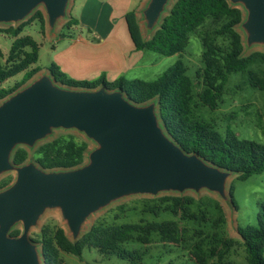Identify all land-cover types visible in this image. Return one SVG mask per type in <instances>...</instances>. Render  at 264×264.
Returning <instances> with one entry per match:
<instances>
[{
	"label": "water",
	"instance_id": "1",
	"mask_svg": "<svg viewBox=\"0 0 264 264\" xmlns=\"http://www.w3.org/2000/svg\"><path fill=\"white\" fill-rule=\"evenodd\" d=\"M172 1L147 0L141 11L147 30L159 28ZM69 3L0 0V25L22 23L44 6L51 34L67 18ZM229 3L245 12L240 25L247 46H264V0ZM58 129L75 130L95 143L82 166L47 171L31 160L21 165L12 161L18 147L33 150ZM11 171L16 178L0 190V264H46L30 232L48 210L61 212L69 238L76 242L91 216L121 199L207 190L227 201L228 180L236 175L176 144L162 125L156 101L138 105L122 90L104 86L71 89L52 75L33 78L0 102V176ZM18 225L21 233L11 235Z\"/></svg>",
	"mask_w": 264,
	"mask_h": 264
},
{
	"label": "trees",
	"instance_id": "2",
	"mask_svg": "<svg viewBox=\"0 0 264 264\" xmlns=\"http://www.w3.org/2000/svg\"><path fill=\"white\" fill-rule=\"evenodd\" d=\"M32 18L39 19L45 29L46 20L42 12H36ZM208 20L216 28L207 29L200 36L203 68L196 73L201 83V91L196 94L195 82L187 74V67L181 60L158 78L149 81L120 76L108 82L104 75L91 81L75 80L68 77L55 63L51 64L48 71L57 83L71 89L96 90L104 86L108 90H122L132 103L138 105L156 101L164 129L186 153L197 154L207 163L235 173L236 179L247 180L252 175L264 173V143L241 139L231 129L222 133L201 118L195 110L198 103L212 111L216 110L223 100L232 74L246 75V82L251 88L264 91L260 70L254 68L255 65L264 64V53L253 52L245 56L241 35L236 31L243 21L242 10L232 6L229 0H176L149 39L143 37L135 11L126 14L128 30L137 50L151 51L166 57L180 55L187 47L190 36L198 33ZM26 22L17 27L0 28V33L13 37L8 55L0 48V102L41 71L36 65L41 43L29 35H22ZM78 24L76 19L70 17L64 28L71 31ZM223 35L230 37V48L217 43V38ZM66 36L61 33L59 37ZM19 75L22 78L14 86H5ZM88 150V141L75 134H65L42 143L32 154L26 148L18 147L12 161L21 165L31 160L47 171L71 170L84 164ZM10 183L4 181L0 190ZM229 194L236 209L233 184ZM153 200L160 203L149 206L148 213L155 217L163 212L194 221L193 217L184 213L193 205L192 197L166 195ZM20 233L21 230L14 229L11 235L17 236ZM237 233L245 248L247 264H264V201L259 205L256 225L245 228L237 226ZM154 235L162 243L178 244L181 240L179 222L99 223L94 224L76 242L70 240L63 228L48 225L41 229L35 241L40 244L46 264H67L63 254L80 257L84 247L96 248L102 254L125 252L121 249L123 245L129 242L148 245L152 243ZM229 244L230 241H225V245ZM126 254L130 259L135 258L136 261L131 259V264H142L137 252ZM192 256L196 264H208L199 252H193ZM210 264L229 263L220 256Z\"/></svg>",
	"mask_w": 264,
	"mask_h": 264
},
{
	"label": "rangeland",
	"instance_id": "3",
	"mask_svg": "<svg viewBox=\"0 0 264 264\" xmlns=\"http://www.w3.org/2000/svg\"><path fill=\"white\" fill-rule=\"evenodd\" d=\"M175 1L173 0L171 2L169 10ZM71 4L72 0L69 3L67 18L60 20L55 27V35L47 32L46 22L45 29H43L39 19L33 20L32 18L36 12L40 11L46 20L47 15L44 6H39L25 20L27 21V25L24 27L22 35H29L41 43L39 60L36 64L41 71L34 79L42 75H51L48 68L51 64L57 63L56 59L58 55L52 46L57 44L56 46L58 48H62L66 44V37L60 38L59 36L61 33L67 36L69 34V31L64 28V24L69 19ZM145 4L141 6V11L145 8ZM240 9L242 10L244 20L245 12L242 8ZM73 15L75 16V14ZM139 22L143 37L149 39L153 35V32L147 30L145 22L142 21V15L139 18ZM20 24L0 25V28L17 27ZM213 28L216 27L208 20L199 29L198 33L190 36L187 47L180 55L166 57L151 51H145L144 72L140 73L137 78L148 81L154 80L178 60H181L187 67V74L195 82V94L200 92L201 83L196 74L203 68L201 57L203 46L200 36L205 30H211ZM236 31L241 35L244 46L243 54L245 56L253 52L264 53V46H247L246 34L241 28V25L237 26ZM12 42L13 37L11 35L0 33V48L5 55H8ZM217 43L224 48H230L231 39L228 35L219 36ZM254 68L260 70V78L264 80V64L255 65ZM21 78L22 75H19L6 83L5 86H14ZM195 110L201 118L213 124L222 133H225L227 129H231L241 139H251L264 143V91L251 88L246 82V75L244 74H232L230 76L223 100L216 110L212 111L199 103L195 107ZM65 134H75L88 141L89 150L84 161L86 163L88 153L96 145L92 141H89L85 135L75 130H55L51 137L39 142L33 150L26 149L32 154L42 143ZM236 177V175H233L228 180L226 191L228 195L227 201L220 199L216 194L207 190H202L199 193L187 191L182 195L192 197L193 199V205L190 206L188 212L184 213H188L190 217L194 218V221L180 219L179 217H174L171 214L163 212L158 217L148 213L149 206L160 204L157 200L153 199L166 195L179 196L176 193H162L155 198L139 195L121 199L91 216L83 228L84 233H86L94 224L99 223L122 224L138 223L141 221L162 222L165 220H175L179 222L180 228L181 240L178 244L162 243L159 237L154 235L152 243L148 245L137 242H129L123 245L121 249L122 251L125 250V252L117 251L102 254L96 248L84 247L80 257L72 254H63V257L67 264H131L133 263L132 260H136L133 257L131 258L132 260L128 258L126 253L134 254V252H137L142 264H196L192 253L197 251L206 258L208 264L216 261L220 256L223 261L229 264H247V255L237 233V226L245 228L249 225H256L259 205L264 201V173L252 175L247 180H239ZM15 178L16 172H7L0 176V185L4 181L12 183ZM232 184L234 186L236 209L230 203L229 189ZM207 221L209 223H206ZM48 225H56L63 228L66 234L71 237L61 212L56 209L48 210L43 215L38 227L30 232V237L37 240L41 229ZM16 229L21 230L22 226L18 225ZM227 240L230 241L229 245H225V241Z\"/></svg>",
	"mask_w": 264,
	"mask_h": 264
},
{
	"label": "crops",
	"instance_id": "4",
	"mask_svg": "<svg viewBox=\"0 0 264 264\" xmlns=\"http://www.w3.org/2000/svg\"><path fill=\"white\" fill-rule=\"evenodd\" d=\"M145 2L147 0H72L69 19L72 17L79 24L69 31L64 47L52 46L58 55L56 64L75 80L91 81L102 75L108 82L120 76L136 79L144 72L146 53L137 50L126 14L135 11L139 21Z\"/></svg>",
	"mask_w": 264,
	"mask_h": 264
}]
</instances>
